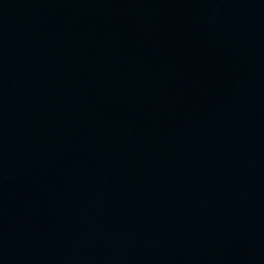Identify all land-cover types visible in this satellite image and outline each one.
<instances>
[{
  "label": "water",
  "instance_id": "obj_1",
  "mask_svg": "<svg viewBox=\"0 0 264 264\" xmlns=\"http://www.w3.org/2000/svg\"><path fill=\"white\" fill-rule=\"evenodd\" d=\"M0 264H264V0H0Z\"/></svg>",
  "mask_w": 264,
  "mask_h": 264
}]
</instances>
